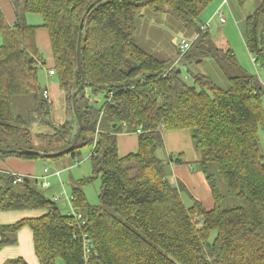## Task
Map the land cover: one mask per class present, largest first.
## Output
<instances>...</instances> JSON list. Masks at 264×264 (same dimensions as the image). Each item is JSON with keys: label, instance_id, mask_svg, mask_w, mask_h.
<instances>
[{"label": "trees", "instance_id": "obj_1", "mask_svg": "<svg viewBox=\"0 0 264 264\" xmlns=\"http://www.w3.org/2000/svg\"><path fill=\"white\" fill-rule=\"evenodd\" d=\"M214 1L25 0L13 26L0 10V148L16 150L0 152V157L69 155L77 160L90 145L93 166V174L78 179L72 189V205L87 219L85 226L63 213L59 200L31 185L29 177L16 190L9 176L0 187V211L46 213L0 224V248L17 243V232L29 226L41 264L58 259L65 264H264V82L242 66L232 47L221 48L210 30L202 29L201 16ZM147 9L197 27L199 56L215 60L229 87L203 73L188 71L185 78L177 73L185 63L167 67V61L138 46L136 19ZM28 13L41 15L43 23H28ZM263 25L264 1L247 17L244 33L261 67ZM39 28L49 32L54 59L49 69L55 70L73 114L60 125L51 119L53 103L45 98L47 89L38 75L46 63L37 42ZM80 36L82 67L77 60ZM83 78L76 97L84 124L77 145L46 157L73 144L80 125L72 96ZM88 89L103 93L107 101L100 108L92 104ZM16 96L32 99L28 116L14 114ZM36 122L44 130L34 131ZM173 130L190 132L196 165L212 192V208L174 178L172 162L161 157L164 132ZM122 133L138 134L136 152L120 155ZM22 148L43 155L21 153ZM175 163H183L181 156ZM99 177L101 203L92 204L83 188ZM4 264L27 263L17 258Z\"/></svg>", "mask_w": 264, "mask_h": 264}, {"label": "rangeland", "instance_id": "obj_2", "mask_svg": "<svg viewBox=\"0 0 264 264\" xmlns=\"http://www.w3.org/2000/svg\"><path fill=\"white\" fill-rule=\"evenodd\" d=\"M263 1L264 0H230V5L225 7V11L227 13L226 23H221L219 17L215 16V12L221 5L222 0H216L210 4L201 16V24H210L209 30L214 42L221 48L228 46L232 47L236 52L239 61L242 65H244L243 67L250 73H255L257 75H264V67H261L253 61L252 55L245 44L243 34L246 29L247 17L254 13ZM10 2L13 7L17 8L19 13L24 12L23 4L25 0H10ZM37 17L43 19V17L39 14H37ZM136 26L135 40L138 46L154 57L167 61V67H170L178 59H180V64L185 63V65L181 66L183 77H188V71L203 73L210 76L220 86L224 88L229 87V79L216 64L215 60L210 57L201 58V56H199L200 50L198 48L199 39L197 38V27L193 25H185L170 13L156 14L149 9L144 11L143 16L137 17ZM260 37L264 44V25L261 28ZM183 39L194 43L188 53L181 56L179 54L178 46ZM2 43L3 38L0 33V44ZM41 53L46 63L40 67L38 75L42 87H45L41 78L50 66V47L42 49ZM247 64L251 65L252 68L251 66H245ZM87 96L91 103L99 108L107 101L103 93H93L91 89L87 90ZM13 109L14 114L28 116L30 111L33 109V101L27 96H16L13 101ZM54 109L55 115L51 119L54 124L60 125V121H62L63 118V107L59 104V106H55ZM69 115L70 118L73 119V114L70 109ZM36 124L37 122L35 125ZM33 130L41 131L44 130V128L36 125ZM260 139L261 151L264 152V129H261L260 131ZM193 149L196 151L195 148ZM91 150L92 147L90 145L85 146L82 149L81 157L77 160L72 159L69 155H64L61 159L41 157L34 160H28L18 156L0 157V176L4 175V179H0V187L8 183L6 179L9 176L13 178V176L8 174L6 171L18 174L22 173L21 175L24 177H29L31 185L37 184L39 189L42 190L49 198H54L56 195L62 196V199L58 201V205L63 213L70 214V204L64 194L67 192L71 195L72 189L77 185L78 179L88 177L93 174V166L90 159ZM160 155L163 159L168 161L164 150H160ZM23 162H28L30 166V173L28 175L20 172L19 168H16L15 165H13V163L21 164ZM193 166V168L199 171L197 165ZM46 168L49 169V173L47 172L48 174L44 173ZM55 173H59V175L55 176ZM44 175H48V181L51 184L50 187L44 186V180L42 179L37 182V179ZM60 176L61 179L59 178ZM14 184H16V190H20L24 187L23 182H14ZM83 190L86 192L90 203H101L99 198L101 191V177L85 185ZM184 199L186 202L189 201L186 194ZM57 262L65 264L62 259H58Z\"/></svg>", "mask_w": 264, "mask_h": 264}, {"label": "crops", "instance_id": "obj_3", "mask_svg": "<svg viewBox=\"0 0 264 264\" xmlns=\"http://www.w3.org/2000/svg\"><path fill=\"white\" fill-rule=\"evenodd\" d=\"M0 10L5 15L8 22L13 26L17 19V14H16L17 8L12 6L10 0H0ZM26 19L28 23L34 25H40L43 23V19L38 18L37 14L28 13L26 15ZM243 38H244V34H243ZM37 42L41 52L42 49L44 48L47 49L48 47H50L51 50L50 66H52L54 59H53V53L50 43L49 32L46 28L38 29ZM245 66H251V65L247 64ZM49 67L48 70L44 73V78L42 79V81L46 86V89L49 90L51 94L50 100L53 103L52 117L55 115V109H54L55 106H59L60 104V106L63 107V116H62L63 118L62 121H60L62 124L67 121H71L72 119L70 118L69 115L65 93L60 88L57 78L55 76H49V70H50ZM259 75L261 80L264 82V75L261 74ZM189 135L190 132H187V130L165 131L164 132L165 155L170 160V162H172L170 164V167L172 168V175H174V178L184 182L189 188V190L193 193V195L196 196L201 201H203V203L207 208H212L214 205V199L212 196L210 186L206 180V177L202 172L197 171L195 168H193L194 167L193 165H196V161L198 160V154L193 149L194 147L192 144L191 136ZM118 149L121 156H125L131 152H136L138 149V134L136 133L119 134ZM179 156H181L183 160L182 164L175 163V158ZM13 165H15L16 168H19L20 172H23L26 175L30 173L29 170L30 166L28 162H23L21 164L13 163ZM47 172L49 173V169ZM47 172L44 170L45 174H48ZM8 173L11 174V172ZM56 175L58 174L55 173V176ZM59 178L61 179V176ZM41 179L44 180L43 183L50 184V182L48 181V175L39 177L37 181ZM45 213L46 210L44 209L0 211V224H12L19 221L22 218L39 217L41 215H44ZM16 238H17V243L5 245L2 248H0V264H4L9 260L17 259V258H23L27 264H41L35 251L34 236L32 229L29 226H25L21 228L17 232ZM0 242H1V236H0ZM56 264H61V263L57 262Z\"/></svg>", "mask_w": 264, "mask_h": 264}, {"label": "built area", "instance_id": "obj_4", "mask_svg": "<svg viewBox=\"0 0 264 264\" xmlns=\"http://www.w3.org/2000/svg\"><path fill=\"white\" fill-rule=\"evenodd\" d=\"M229 1L230 0H222V3L220 5V7L217 9L216 13H215V16H218L219 17V20L221 23H226L227 22V13L225 11V7L228 5L229 6ZM210 27V24H203L202 25V29L203 30H207L209 29ZM193 42H189L185 39H183L181 41V43L179 44V53L181 55L185 54L192 46ZM253 60L255 61V58L252 56ZM180 63V59L177 60L175 63H174V67L179 65ZM55 75V70L54 69H51L49 70V76H54ZM44 96L45 98L47 99H51V94H50V91L49 90H45L44 91ZM111 99V98H110ZM51 101V100H50ZM45 171L47 172L48 171V168L45 169ZM14 178V182L15 183H20V182H23L24 181V176L21 175V174H18V173H12L11 174ZM59 175V173H58ZM44 186H47L49 187L50 184L49 183H43ZM64 196L67 198L69 204H70V208H71V212L70 214L73 215L78 223L81 225V226H85L87 225V219L84 218L83 214L82 213H79V212H76V210L74 209L73 205H72V202H73V195H69L67 192L64 194ZM54 199L56 200H60L62 199V196H55Z\"/></svg>", "mask_w": 264, "mask_h": 264}, {"label": "water", "instance_id": "obj_5", "mask_svg": "<svg viewBox=\"0 0 264 264\" xmlns=\"http://www.w3.org/2000/svg\"><path fill=\"white\" fill-rule=\"evenodd\" d=\"M98 1H101V0H98ZM91 7H92V6H91ZM91 7H90V8H91ZM86 15H87V13L84 15L83 20H82V22H81V29L83 28V25H84V19H85ZM80 35H81V30H80ZM80 55H81V36H80V38H79L78 52H77V60H78V64H79V66L82 67L81 60H80ZM82 72H83V71H82ZM181 72H182V69L179 68V69L177 70V73H181ZM84 82H85V78H83L82 84H81V85L79 86V88L73 93V96H72V97H73L74 112H75L76 118H77V120H78V122H79V125H80V129H79V131H78L77 134H76V137H75V139H74V141H73V144H72L69 148L65 149L64 151L56 152V153L49 154V155H48V154H45L46 157H48V156H57V155H60V154L65 153V152H69V151H71L72 149H74L75 146L77 145V142H78V140H79V138H80V136H81V133H82V129H83L84 124H83L82 118H81V116H80L79 109H78V107H77V99H76V97H77L78 93L82 90V88L84 87ZM14 151H16V150H9V149L0 148V152H14ZM28 151H31V152H34V153H38V154H40V155H43V153H39V152H37V151L29 150V149H25V148H22L19 152L23 153V152H28Z\"/></svg>", "mask_w": 264, "mask_h": 264}]
</instances>
